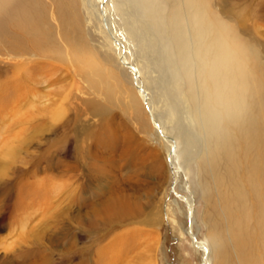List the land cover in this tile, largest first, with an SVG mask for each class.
Masks as SVG:
<instances>
[{
	"label": "rangeland",
	"instance_id": "1",
	"mask_svg": "<svg viewBox=\"0 0 264 264\" xmlns=\"http://www.w3.org/2000/svg\"><path fill=\"white\" fill-rule=\"evenodd\" d=\"M204 1L205 10L192 0L189 13L196 21L189 36L203 29L201 48L209 49L210 18L216 16L244 46L250 67L264 70V0ZM99 2L129 43L139 26L145 30L147 53L136 48L134 55L130 46L131 61L151 78L162 71L169 77L159 93L178 144L179 178L168 145L153 136L135 84L95 16L82 0H37L38 9L44 5L42 29L56 48L38 57L0 53V264H203L189 228L207 246L209 264H240L219 223L224 186L218 177L236 124L204 76L209 52L202 56L198 99L203 114L218 120L203 131L194 119L170 34L186 28L183 0ZM132 19L133 33L125 31ZM155 39L162 43L158 60ZM253 85L249 80L244 99L250 107Z\"/></svg>",
	"mask_w": 264,
	"mask_h": 264
},
{
	"label": "bare ground",
	"instance_id": "2",
	"mask_svg": "<svg viewBox=\"0 0 264 264\" xmlns=\"http://www.w3.org/2000/svg\"><path fill=\"white\" fill-rule=\"evenodd\" d=\"M99 1L82 0L87 13L95 16L107 32L108 42L114 53L117 54L118 61L127 70L129 79L135 84L140 102L144 104L149 113L154 129L153 136L158 137L168 145L170 149L168 153L170 166L175 171L174 174L178 179V173L181 170L176 163L178 144L170 135L172 128L164 120V108L159 93L162 85L169 77H166L167 74L162 71L159 75L151 78V74L147 69L143 68L141 71L138 65L131 61L130 46L134 48L132 50L134 55L136 48L140 51L141 56L147 53V47H144L147 41L145 30L139 26L137 33L131 32L135 29V26L132 25L137 21L135 19L130 20V22L126 20L125 31L133 33L130 36L133 43H129L125 36L119 34L117 26L114 25L108 14V10L99 7ZM199 1L205 10L207 7L204 5L206 1ZM182 3L181 16L185 20L186 28L184 29V25H181L177 33L173 30L170 34L176 46L174 49L175 54L181 61V69L187 83V90L192 99L194 119L203 131H206L209 125H213L218 120L216 115L206 117L203 114V105L201 106L198 99L200 88L197 89V85H199V78L203 76V71L206 68V62L202 56L209 52L212 60L208 72L204 76L213 85L214 88H212L217 94L215 96L218 103H222L224 106L227 104L226 114L228 117H226L231 119V123L236 124L234 128L235 136L226 139L228 141L224 153L225 160L222 161L224 163V173L221 172L223 174L218 177L220 185L224 186L223 192L219 195L222 201L220 202L222 211L219 223L223 221L228 231V246L233 249L240 264H264V70L259 69L256 71L250 67L244 46L232 40L227 33V23L219 20L216 16L210 18L214 26L210 42L211 47L202 49L200 41L206 37L205 31L201 28L196 30V35L193 38L187 33L191 22L196 21V16L191 14V17L189 13L192 0H183ZM37 5L40 6L37 4V0H0V53H5L14 58L38 57L44 55L53 47L56 48L54 39L46 35L41 26V14L44 5H41L39 9ZM92 9L95 10L97 15L92 12ZM128 13L132 17L135 16L130 11ZM124 16V19L129 17L127 13ZM116 25L118 24L116 23ZM148 28L153 34V30L149 25ZM181 30V35L178 36ZM155 41L158 45L155 50L156 55L159 56L156 58L158 60L161 55L160 47H162V43L158 39H155ZM210 49H212V52H210ZM149 62H152V60ZM148 78L149 81L151 79L153 85L149 84ZM249 80L254 81V88L251 93L253 98L252 107L246 106L244 103ZM225 89H227V93ZM130 96L134 102H137L132 92ZM187 197L184 198V201L188 206L191 224H193L192 202ZM226 229L224 230L226 231ZM187 234L204 255L203 264H209L210 258L207 246L196 239L190 228ZM250 246L251 248L254 246L258 250L259 257L255 256L254 252L252 253Z\"/></svg>",
	"mask_w": 264,
	"mask_h": 264
}]
</instances>
